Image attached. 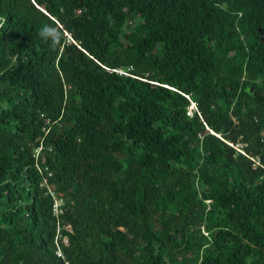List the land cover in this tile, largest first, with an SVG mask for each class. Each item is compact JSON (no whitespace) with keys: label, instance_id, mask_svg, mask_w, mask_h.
<instances>
[{"label":"trees","instance_id":"16d2710c","mask_svg":"<svg viewBox=\"0 0 264 264\" xmlns=\"http://www.w3.org/2000/svg\"><path fill=\"white\" fill-rule=\"evenodd\" d=\"M0 264H264V0H0Z\"/></svg>","mask_w":264,"mask_h":264},{"label":"built area","instance_id":"2783aa9c","mask_svg":"<svg viewBox=\"0 0 264 264\" xmlns=\"http://www.w3.org/2000/svg\"><path fill=\"white\" fill-rule=\"evenodd\" d=\"M118 73L122 74L123 72L122 71H118ZM48 191L50 192V194H51V196L53 198V204H52L53 215L56 217V219H59V217L64 214L62 196L61 195H57L50 188H48ZM59 228L60 227L58 226V229ZM65 230L67 232H70L71 231V227L70 226H65ZM59 240L62 242V244L67 245L68 241H67L66 237H61V236L56 237L55 242H58ZM56 255L59 258H62V252H61V249L59 248V246H57Z\"/></svg>","mask_w":264,"mask_h":264},{"label":"clouds","instance_id":"9594fccd","mask_svg":"<svg viewBox=\"0 0 264 264\" xmlns=\"http://www.w3.org/2000/svg\"><path fill=\"white\" fill-rule=\"evenodd\" d=\"M53 33V30L50 29L49 27L45 26L42 31H41V35L44 36V35H48V34H52ZM192 107V106H191ZM190 107V108H191Z\"/></svg>","mask_w":264,"mask_h":264},{"label":"rangeland","instance_id":"374dc122","mask_svg":"<svg viewBox=\"0 0 264 264\" xmlns=\"http://www.w3.org/2000/svg\"><path fill=\"white\" fill-rule=\"evenodd\" d=\"M191 109H192V107L189 108V110H188V115H191V114L193 113V110H191Z\"/></svg>","mask_w":264,"mask_h":264}]
</instances>
